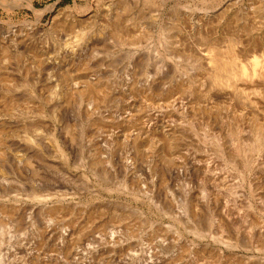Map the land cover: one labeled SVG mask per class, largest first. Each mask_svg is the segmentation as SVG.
Masks as SVG:
<instances>
[{"label":"rangeland","instance_id":"obj_1","mask_svg":"<svg viewBox=\"0 0 264 264\" xmlns=\"http://www.w3.org/2000/svg\"><path fill=\"white\" fill-rule=\"evenodd\" d=\"M0 264H264V0H0Z\"/></svg>","mask_w":264,"mask_h":264},{"label":"bare ground","instance_id":"obj_2","mask_svg":"<svg viewBox=\"0 0 264 264\" xmlns=\"http://www.w3.org/2000/svg\"><path fill=\"white\" fill-rule=\"evenodd\" d=\"M120 19V18H119ZM115 21H117V22H115V23H118V20H115ZM54 24V23H53ZM117 25V24H116ZM69 28V27H68ZM122 30V29H121ZM15 36V35H14ZM251 46V45H250ZM256 49H258V48H256V46H254L253 48H252V54H253V58L252 59H250V60H248L249 61V63L247 62V64H243V62H242V59H240L239 58V54L238 53H235V52H232V55L231 56H233V58H235L234 59V61H236L237 59H238V61H236L237 62V65H239V67L237 68V70L234 72V75H237V76H241V77H244V78H246V79H250L251 81H255L254 79H257V77H259V76H262V72H261V70H259V65H260V63H261V60L258 58V56L257 57H255V55H254V53L256 52ZM245 52V51H244ZM254 52V53H253ZM251 54V55H252ZM44 67V66H43ZM78 76H80V75H78ZM72 79L73 78H71V79H69V77H67V80H64L65 82H67V83H69L68 82V80H71L72 81ZM262 83V82H261ZM99 85L98 84H96V83H92V84H90V85H88V86H83V87H81L80 89H73L72 90V92H71V94H69V98H68V100H69V102L71 103L72 101H73V99H74V96H76V95H78L79 97L81 96V97H84L86 100H92L93 99V94L95 93V92H97V87H98ZM261 89V88H260ZM166 95H167V97H168V94L166 93ZM181 104V103H180ZM140 109V108H139ZM138 109V110H139ZM138 114H140V113H138ZM8 115V114H7ZM166 117V116H165ZM134 118H136V117H133V116H131V117H129L128 119H127V123L128 122H130L131 121V119L132 120H135ZM150 118V117H149ZM152 118V117H151ZM149 122V121H148ZM158 123H160V124H164L166 127H167V130H168V133H169V135L170 136H173V134L175 133V128H174V126L172 125H170L169 123H167L166 122V120H164V118L161 116V115H159V114H157L155 117H153V124L154 125H156V124H158ZM153 124H151V126L153 125ZM129 125V124H128ZM128 125H125V126H128ZM161 128V127H160ZM125 129V128H124ZM150 129V128H149ZM172 131V132H171ZM140 132V131H139ZM144 132H146V131H144ZM142 133V132H141ZM153 134V133H152ZM168 135V134H167ZM167 135H165V144H166V147H168V144H170L172 141V139H169L168 137H167ZM119 138V134L117 135H114V134H111V138L110 137H108V136H105V138H103L104 139V141H110V139L112 140V143L116 140V139H118ZM171 138V137H170ZM181 138V137H180ZM29 139V138H28ZM102 139V140H103ZM144 139V138H143ZM117 141V140H116ZM121 141V140H120ZM106 143V142H105ZM105 143H104V146L102 145V144H99V148L100 149H105ZM72 144V143H71ZM115 144V143H114ZM119 144V143H118ZM134 144H136L137 146H138V149L140 150V147L142 146V142H140L139 140H135V142H134ZM116 146H117V144H115ZM109 146V145H108ZM111 149V148H110ZM114 155V154H113ZM114 157V156H113ZM113 158L110 156V157H108L107 158V162L108 163H110V161L112 160ZM111 164V163H110ZM124 164V166H127V162H124L123 163ZM178 164V163H177ZM113 166V165H112ZM209 166V165H208ZM211 166V165H210ZM208 192V191H207ZM205 193V192H204ZM205 195V194H204ZM203 197H205V196H203ZM228 203V202H227ZM226 203V204H227ZM198 204V203H197ZM205 204V203H204ZM207 207V206H206ZM55 208V207H54ZM53 210V208L52 207H50L49 209H48V212L50 211H52ZM149 251H150V249H149ZM146 252V251H145ZM151 253V252H150ZM156 253V252H155ZM155 256V255H154ZM159 257V256H158ZM147 260H148V258H147ZM188 263V262H187Z\"/></svg>","mask_w":264,"mask_h":264}]
</instances>
